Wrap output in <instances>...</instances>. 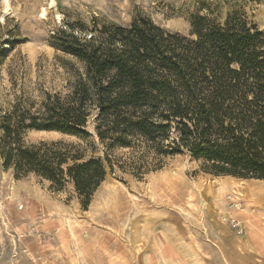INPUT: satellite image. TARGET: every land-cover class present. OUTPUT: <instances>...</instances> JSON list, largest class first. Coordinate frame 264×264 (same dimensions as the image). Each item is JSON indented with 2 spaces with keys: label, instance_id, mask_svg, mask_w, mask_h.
<instances>
[{
  "label": "trees",
  "instance_id": "1",
  "mask_svg": "<svg viewBox=\"0 0 264 264\" xmlns=\"http://www.w3.org/2000/svg\"><path fill=\"white\" fill-rule=\"evenodd\" d=\"M190 24L184 34L136 13L58 27L51 46L81 69L66 93H23L0 109L3 166L73 184L84 207L115 165L142 176L182 153L215 175L264 180V33L239 11ZM30 131L83 143L29 142Z\"/></svg>",
  "mask_w": 264,
  "mask_h": 264
},
{
  "label": "rangeland",
  "instance_id": "2",
  "mask_svg": "<svg viewBox=\"0 0 264 264\" xmlns=\"http://www.w3.org/2000/svg\"><path fill=\"white\" fill-rule=\"evenodd\" d=\"M235 11L264 33V0H0V109L69 90L81 63L50 44L68 22L143 13L189 34L192 16ZM26 139L83 143L55 131ZM0 209V264H264V180L215 175L187 153L142 176L115 165L87 207L73 184L17 176L0 159Z\"/></svg>",
  "mask_w": 264,
  "mask_h": 264
},
{
  "label": "built area",
  "instance_id": "3",
  "mask_svg": "<svg viewBox=\"0 0 264 264\" xmlns=\"http://www.w3.org/2000/svg\"><path fill=\"white\" fill-rule=\"evenodd\" d=\"M19 208H23L24 207V203H20L19 205ZM4 213L3 211L0 209V219L2 220V217H3ZM231 222H233L234 226H239V223L235 220H231Z\"/></svg>",
  "mask_w": 264,
  "mask_h": 264
},
{
  "label": "bare ground",
  "instance_id": "4",
  "mask_svg": "<svg viewBox=\"0 0 264 264\" xmlns=\"http://www.w3.org/2000/svg\"><path fill=\"white\" fill-rule=\"evenodd\" d=\"M43 14H45V9L43 10Z\"/></svg>",
  "mask_w": 264,
  "mask_h": 264
}]
</instances>
